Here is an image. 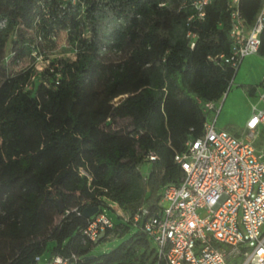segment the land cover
<instances>
[{"label":"trees","instance_id":"trees-1","mask_svg":"<svg viewBox=\"0 0 264 264\" xmlns=\"http://www.w3.org/2000/svg\"><path fill=\"white\" fill-rule=\"evenodd\" d=\"M187 1L0 0V264H36L50 243L49 256L76 264L155 262L131 217L154 211L161 187L180 177L174 154L203 132L204 103L223 98L239 66L220 57L231 45L227 0L189 21ZM261 3L239 1L246 24ZM61 36L72 58L11 68L32 52L49 58ZM260 39L264 56V27ZM256 88L244 84L247 95ZM108 201L129 219L116 214L98 242L135 231L91 254L83 210Z\"/></svg>","mask_w":264,"mask_h":264},{"label":"built area","instance_id":"built-area-1","mask_svg":"<svg viewBox=\"0 0 264 264\" xmlns=\"http://www.w3.org/2000/svg\"><path fill=\"white\" fill-rule=\"evenodd\" d=\"M210 1L185 2L193 10L188 21L202 19ZM239 1L227 0L231 45L227 56L220 55L234 67L246 55L258 52L264 27V0L250 24L244 21ZM187 35L194 36L190 31ZM45 60L40 68L32 64L39 71L50 61ZM260 86L261 105H252L240 132L215 126L222 99L204 103L203 132L188 138L173 156L180 177L161 187L154 211L142 206L131 217L134 224L140 221L152 241L153 264H264V150L256 146L264 132V74ZM147 157L152 160L156 154L149 151ZM108 205L123 220L129 219L116 202L108 201ZM112 226V219L103 210L97 211L83 227L82 241L96 243L99 234ZM41 258L35 257L36 264ZM79 259L54 254L45 264H76Z\"/></svg>","mask_w":264,"mask_h":264},{"label":"rangeland","instance_id":"rangeland-1","mask_svg":"<svg viewBox=\"0 0 264 264\" xmlns=\"http://www.w3.org/2000/svg\"><path fill=\"white\" fill-rule=\"evenodd\" d=\"M59 56L66 58L73 57V52L68 48L62 36L58 39V41L56 42L55 49L52 51V53L49 54L48 57L51 60ZM32 63H34L37 67L40 68L43 67V65L46 63V60L44 56L35 54L34 57H26L17 60V64L12 65L11 68L16 71L20 70L21 68H25ZM263 67L264 57L260 56L258 52L246 55L242 59V63H240L233 78L231 88L220 101L222 105L221 116L224 119L226 118L227 120H232V122L235 123L232 126L230 125L231 127H227L228 130H233L232 127H236L237 124H239V120L242 118V116L250 105L251 100L245 94L244 84L257 82ZM211 117L212 116L207 117L208 120H211ZM219 123H221V121H219ZM118 124H127V120L120 119L118 121ZM217 127H220L219 124L217 125ZM262 146L264 150V142ZM103 211L112 219V221L118 220L115 211L111 208L104 207ZM134 231L135 228H131L129 233H127L124 237L110 236L109 238L96 243L94 248L92 249L91 254H100L108 252L110 249L114 248L117 244H119L123 238L128 237ZM50 246L51 243L49 244L47 250L43 253L40 264H45L46 260L48 259Z\"/></svg>","mask_w":264,"mask_h":264},{"label":"crops","instance_id":"crops-1","mask_svg":"<svg viewBox=\"0 0 264 264\" xmlns=\"http://www.w3.org/2000/svg\"><path fill=\"white\" fill-rule=\"evenodd\" d=\"M259 54V53H258ZM260 55V54H259ZM260 56H263V55H260ZM264 57V56H263ZM242 63V61H241ZM240 65V64H239ZM239 67V66H238ZM264 74V67L259 75V78H258V81L257 82H251L249 84H256L257 85V88L256 90L254 91V94L253 95H247L246 93V96L251 100L250 101V105L249 107L247 108L246 112L244 113V115L242 116V118L239 120V124H237V126H233L231 131H234V132H240L243 127H244V124L246 122V120L248 119V117L251 115V108H252V105H256V106H260L261 105V102L258 100V97H257V94L261 88L260 86V82H261V78ZM231 88V87H230ZM228 92V91H227ZM226 92V93H227ZM221 109H222V105L220 107V110L216 116V119H215V126L217 127V125L219 124L220 127H217V128H225L227 129V127H231L233 124L232 120H227L226 118L224 119L222 116H221ZM219 121H221V123H219ZM231 125V126H230ZM263 142H264V132L261 133L259 135V138L256 140V146L258 148H262L263 146ZM263 149V148H262ZM148 167V164L147 163H144L143 164V168H147Z\"/></svg>","mask_w":264,"mask_h":264},{"label":"water","instance_id":"water-1","mask_svg":"<svg viewBox=\"0 0 264 264\" xmlns=\"http://www.w3.org/2000/svg\"><path fill=\"white\" fill-rule=\"evenodd\" d=\"M226 94V93H225ZM224 94V95H225ZM124 96L121 95L119 97L116 98L115 102H119ZM59 204H60V210H63L64 208V205L62 203V200L59 199ZM98 211V206H92V207H86L84 210H83V214L86 216V217H90L92 215H94L96 212ZM104 233H101L99 234L97 240H96V243L99 241V239L102 237ZM92 256V255H91Z\"/></svg>","mask_w":264,"mask_h":264}]
</instances>
